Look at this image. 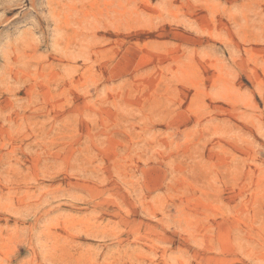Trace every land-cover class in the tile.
<instances>
[{
    "label": "rangeland",
    "instance_id": "1",
    "mask_svg": "<svg viewBox=\"0 0 264 264\" xmlns=\"http://www.w3.org/2000/svg\"><path fill=\"white\" fill-rule=\"evenodd\" d=\"M0 264H264V0H0Z\"/></svg>",
    "mask_w": 264,
    "mask_h": 264
}]
</instances>
